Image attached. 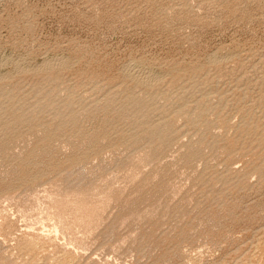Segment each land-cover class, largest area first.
<instances>
[{"label": "rangeland", "instance_id": "374dc122", "mask_svg": "<svg viewBox=\"0 0 264 264\" xmlns=\"http://www.w3.org/2000/svg\"><path fill=\"white\" fill-rule=\"evenodd\" d=\"M0 264H264V0H0Z\"/></svg>", "mask_w": 264, "mask_h": 264}, {"label": "bare ground", "instance_id": "6f19581e", "mask_svg": "<svg viewBox=\"0 0 264 264\" xmlns=\"http://www.w3.org/2000/svg\"><path fill=\"white\" fill-rule=\"evenodd\" d=\"M66 63V62H65ZM44 70V69H43ZM149 86V85H148Z\"/></svg>", "mask_w": 264, "mask_h": 264}]
</instances>
